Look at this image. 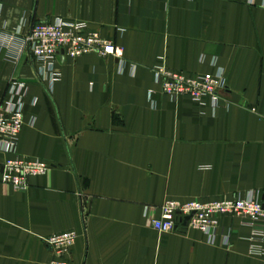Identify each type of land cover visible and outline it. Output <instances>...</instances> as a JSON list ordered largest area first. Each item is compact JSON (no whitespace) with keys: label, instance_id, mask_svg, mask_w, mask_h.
<instances>
[{"label":"crops","instance_id":"obj_1","mask_svg":"<svg viewBox=\"0 0 264 264\" xmlns=\"http://www.w3.org/2000/svg\"><path fill=\"white\" fill-rule=\"evenodd\" d=\"M255 1L0 0V104L10 83L28 86L17 153L51 165L27 190L0 183V264H49L45 240L66 232L78 235L70 264H264L250 254L259 226L242 218H222L227 248L152 227L168 200L264 201V0ZM56 18L88 23L124 48L123 62L60 57L50 92L22 45L35 22ZM213 58L227 80L217 109L209 97L172 102L155 83L158 67L213 75ZM9 157L0 151V168Z\"/></svg>","mask_w":264,"mask_h":264},{"label":"built area","instance_id":"obj_2","mask_svg":"<svg viewBox=\"0 0 264 264\" xmlns=\"http://www.w3.org/2000/svg\"><path fill=\"white\" fill-rule=\"evenodd\" d=\"M248 1L250 5L256 4L255 0ZM17 34H21L20 28ZM22 46L30 53L38 78L50 92L59 79L56 67L60 57L76 60L98 55L121 62L125 58L122 46L104 38L88 23L64 18L35 22L24 37ZM204 60L202 58V62ZM211 66L216 69L213 75L188 74L158 67L155 83L172 102L184 96L195 102L209 97L213 108L217 109L221 104L219 94L227 89V80L224 70L218 67L217 58H213ZM28 93L25 83L14 81L8 86L6 98L0 104V151L10 156L0 168V183L21 191L30 188L32 178L44 176L51 169L45 161L25 159L17 153L19 137L25 125ZM227 216L242 218L252 227L259 226L251 239L250 254L264 258V201L253 192L208 202L168 200L161 206V216L152 221V227L160 234L183 235L199 231L205 235L208 245L227 248L232 243V231L221 223L222 218ZM77 239L76 232H66L45 240L54 252V259L49 264H70Z\"/></svg>","mask_w":264,"mask_h":264}]
</instances>
